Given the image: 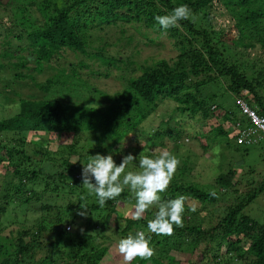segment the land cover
Returning a JSON list of instances; mask_svg holds the SVG:
<instances>
[{
  "label": "trees",
  "instance_id": "obj_1",
  "mask_svg": "<svg viewBox=\"0 0 264 264\" xmlns=\"http://www.w3.org/2000/svg\"><path fill=\"white\" fill-rule=\"evenodd\" d=\"M7 1L5 5L0 0L5 15L0 17V28L7 30L6 41L0 43V110H8L0 117V165L6 164L11 178L0 191V264H101L111 243L118 240L119 244L139 231L150 237L154 255L150 260L136 258L131 264H264V222L247 211L264 192V182L254 183L258 186L249 193L238 194L235 170L219 176L217 184L225 205L215 211L219 222L213 225L205 204L218 203L217 195L185 182V175L176 176L160 195L162 201L187 197L183 227L174 226L171 236H156L147 230L148 221L158 210L156 205L141 220L125 218L119 205H135V196L128 188L100 207L81 180L89 156L115 152L119 165L127 155L121 147L126 140L138 148L143 143L142 152L153 157L159 154L148 152L149 147L167 149L170 144L176 148L178 142L188 145L190 140L201 138L207 148L210 140L227 138L229 125L215 127L207 122L223 117L233 119L234 126L240 120L235 112H239L237 100L242 97L264 115V0ZM181 5L191 9L190 17L181 20L178 27L162 30L155 16L170 14ZM130 31L145 35L151 43L156 40L148 33L156 34L158 39L166 36L176 55L158 60L152 69L146 66L147 61L141 67L134 66V61H123L117 55L124 40L125 46L134 44V56L141 55L134 34L128 35ZM22 41L26 45L20 47ZM68 52L82 59L70 63L69 70L65 68ZM86 59L109 66L107 77L113 70L118 71L117 77L125 82L126 87L109 96L105 106L73 100L84 92L91 98L100 92L88 86L91 80L87 77L97 78L103 73L93 68L85 75L82 70L89 67ZM48 70L55 73L43 83L33 74L41 76ZM6 71H13V80L30 79L44 94L56 92L60 84L76 87L64 102L53 97L26 99L12 93L15 82L5 83L1 75ZM137 71L142 74L134 76ZM230 96L235 108L229 107ZM158 100L176 103L180 113L190 112L194 119L199 116L201 123L211 129L208 137H199L201 130L190 127V123L159 126L152 131L151 139L146 137L149 132L139 128L153 119ZM186 127L193 130L192 135L186 132V136ZM260 142L237 147V151L245 154L264 146ZM187 169L177 167L184 174ZM129 170L139 171L138 159ZM249 170L252 173L256 169L250 165ZM232 189L237 197L229 204ZM189 199L195 207L187 205ZM11 207L38 211L40 215L30 226L9 223ZM81 212H91L83 226L78 223ZM117 219H123L126 226H116ZM69 223L76 230L72 231L71 225L68 230ZM173 251L185 254L184 260L171 256Z\"/></svg>",
  "mask_w": 264,
  "mask_h": 264
},
{
  "label": "rangeland",
  "instance_id": "obj_2",
  "mask_svg": "<svg viewBox=\"0 0 264 264\" xmlns=\"http://www.w3.org/2000/svg\"><path fill=\"white\" fill-rule=\"evenodd\" d=\"M5 5L8 4L7 0H4ZM5 16L2 14V9L0 8V17ZM8 27V26H7ZM7 30L0 28V43H3L6 41L5 35H6ZM131 32L135 36V42H138V51H140L141 55L140 57L134 56L133 55V46L134 44H131L130 46H125L127 45V40L122 41V46L123 48H120V52L118 53V57H120L123 61L125 62H130L134 61L136 64L134 66L138 65V67H141L142 63L147 61V67L152 69L155 64L157 63L158 60L160 59H169L170 57H174L176 55V52L172 49V46L170 44V40L164 36L160 39H158L154 33H148L149 37L153 38L156 40V43H151L149 42L145 35L142 34H136L135 31H130L128 35L131 34ZM145 33V32H144ZM147 35V34H146ZM147 35V36H148ZM113 41V40H112ZM14 45H17V42L14 40L13 42ZM26 45L23 41L21 42L20 47L22 45ZM28 54V52H26ZM128 55L131 57L129 58ZM67 61H66V69L69 70V64L74 63L77 64L79 63L82 59L77 58L75 54L72 52H68L67 54ZM87 64L89 67L84 68L82 72L85 74L88 72L90 69H100V71L103 73V75H100L97 78H91L87 77V79H90L91 81H88V86L94 87L100 90V92L96 95H91L93 98H91L88 94L85 92L82 93L79 97V99H75L73 96V100L75 102H78L80 104H87V105H92L95 107H102L105 106L109 103V96H114L117 92L122 91L126 85L124 80L119 79L118 76V71L113 70V73H111L110 76H106L107 73H110L109 66H100V62H96L94 60H88L86 59ZM16 62L14 59L12 60ZM55 65V64H53ZM31 67H34V64H30ZM145 66V65H144ZM52 70H48L45 72L44 75L39 76L37 73H33L34 76H37V79L39 82L43 83L47 77H50L54 74ZM141 71H137L134 76H139L141 75ZM1 75L5 76L6 81L5 83H12L15 82V87L13 88L12 93H18L19 95L21 94L23 98L28 99L27 97H36V99L44 100V99H50V98H57V100H60L62 102L69 100L71 92L73 93L75 90V85L72 84H60V89L57 90L56 92H52L49 94H44L43 92H39L38 89L36 88L35 84L33 81L28 79L27 81H20V80H13L12 78L13 71H6L2 73ZM86 75V74H85ZM20 81V82H19ZM11 84V85H12ZM85 85V84H84ZM3 90L2 84L0 83V91ZM221 91L219 90V93ZM44 94V97H42ZM20 95V96H21ZM32 99V98H30ZM35 99V100H36ZM72 99V98H71ZM229 107L230 108H235L234 105L231 103L234 102L233 97H229ZM90 100V101H89ZM157 104L159 105V108L157 111L153 114L154 116H151L153 119H150L149 122H144L142 126L139 128L140 130L144 129L149 132V134L145 133V136L151 139L153 137L152 131L158 128L159 126H164L165 128L169 127H174L175 123H190L189 126L192 127L194 126L196 129L199 131L201 130L199 137L209 135V132H211V129L209 125L204 126L201 123V120H199V116H197L195 119L192 118L193 115L190 114V112H187L185 114L180 113L179 110H177V105L176 103L172 101L166 100L165 102H161V100L157 101ZM1 105V104H0ZM7 107V106H6ZM150 109L153 108L152 105L149 107ZM13 110H18L17 107H13ZM8 110L1 109L0 110V117L1 115H4L2 113L7 112ZM235 117L237 120L240 119V114L238 112H235ZM9 116V113L7 114ZM229 118H220L218 121L216 120H208L207 123L213 124L215 127H219V125L226 124V126H230L228 128L230 137L233 138L236 130H234V126L232 124V120H226ZM226 120V121H225ZM243 122L246 125H249V123L245 120ZM204 126V127H202ZM190 127L185 128V133L189 132L190 135H192V129ZM194 129V130H196ZM186 136H188V133H186ZM145 137V138H146ZM212 138V137H209ZM213 139V138H212ZM208 140V139H205ZM134 144H136L135 140H132ZM229 141L231 142V145H228ZM46 142V140H45ZM206 141L202 140L201 138L195 139V140H190V143L188 145H182L180 142H178V147L174 148L173 145H168L169 147L167 149H162L161 147L158 149H152L149 147L148 152L150 153H157L160 155L163 151L167 150L170 154L174 155L179 161L180 164L178 167H187L188 169L186 170V173H182L179 170H176L174 177L179 176V175H185L182 177V179L185 182H191L194 183L195 185H198L202 189L209 191V192H215L217 197H218V203L216 204H205V208L209 210L208 212L210 213L209 216H207L208 219H211V223L213 225L217 224L219 222V219L216 218L215 211L219 209V206L225 205L222 203L223 201V196H222V189L221 187L217 184L218 177L223 175V174H229L230 170H235L237 172L236 177H234V182H239V186L237 187L238 194H246L251 192V190L255 187H257L259 184L264 182V146L261 147H254L250 149L247 153L244 154V152H240V150L237 151V147L232 144V140H227V138L220 137L217 139L216 142L210 140L208 143L207 148L203 147V144H205ZM143 143H140L139 148L138 145H133L129 140H126L125 143L121 146L122 147V152L125 154H133L134 157H138L140 153L143 151ZM54 147V146H53ZM219 148V151H215L216 148ZM154 151V152H153ZM145 155L147 152H143ZM157 154V155H158ZM109 155L113 156V159L115 161L117 158V155L115 152L110 153ZM157 156H153L155 158ZM188 158L190 160H188ZM74 161L78 159L76 155L73 156L72 158ZM244 162L243 164H241ZM250 165H253L255 172L250 173L251 170H249ZM46 170L51 172L53 171L50 169V167H46ZM173 177V178H174ZM11 178V172L8 170V167L6 164L0 165V191L2 192L3 189H5V185L7 182H9ZM253 179H256L255 182H252ZM173 180V179H172ZM253 183V184H251ZM257 183L258 185L256 186ZM231 191V195L228 196L229 200L231 201L229 204H233L234 200L237 197V194L235 191ZM0 192V193H1ZM195 203L192 202V199H189L187 201V205L190 207H195ZM41 204L37 206L39 209ZM120 206V211L124 214L125 218H132V213L134 211V207L131 205H127L125 203H122L119 205ZM200 210L203 209L202 206L199 207ZM11 212L9 215V218L7 221L9 223H15V224H21L30 226L33 225L34 221H36L39 218V213L38 211H33V210H19L16 207H11ZM247 211L250 213L251 216H253L254 219H256L259 222H264V192L259 195V197L255 200V202L247 208ZM91 213V212H89ZM87 215H82L80 216L78 223L83 226L84 223H87L89 217L91 214ZM201 216V215H200ZM199 216V217H200ZM115 218V217H114ZM210 222V221H208ZM116 226L118 225L119 227H125L126 223L123 219H117L116 220ZM72 226V231L76 230V227L69 223L67 224V229L69 230ZM18 226V225H16ZM15 226V227H16ZM114 226V225H113ZM12 229V228H11ZM82 231L85 229L84 227L81 228ZM10 230H8L9 232ZM110 252L108 255L101 261V264H124L123 257L118 251V240H115L113 243L110 244ZM186 246V245H185ZM187 247V246H186ZM188 249V248H187ZM189 251V250H188ZM185 255V254H184ZM184 255L178 254L176 251H173L171 253V256L178 257L179 259L184 260Z\"/></svg>",
  "mask_w": 264,
  "mask_h": 264
},
{
  "label": "clouds",
  "instance_id": "obj_3",
  "mask_svg": "<svg viewBox=\"0 0 264 264\" xmlns=\"http://www.w3.org/2000/svg\"><path fill=\"white\" fill-rule=\"evenodd\" d=\"M190 15L191 9L187 5H181L173 9L170 14L157 15L154 19L166 32L170 28L178 27L179 22L187 20ZM241 114V118L245 120ZM243 120L235 123L234 130L238 122L244 123ZM242 126L245 127L246 124ZM227 133V138L232 140L236 147H246L237 145L235 136L232 138L229 131ZM215 151H219V148L217 147ZM137 159L139 171H126ZM179 164L180 161L167 150L155 158L143 152L138 158L128 154L122 158L119 165L112 155L97 154L89 156L88 163L83 165L82 186L89 190V194L95 195L100 207H104L110 200H116L125 188H128L135 196L132 219L141 220L145 213L156 205L158 210L154 213V218L148 221L147 230L156 236H171L174 226L183 227L187 197L181 195L175 199L162 201L160 193L167 191ZM210 195L215 196L216 193L211 192ZM192 211L195 209L193 208ZM80 215L84 213L81 212ZM118 251L123 257L124 264H131L136 258L150 260L154 255V249L150 246V237H146L143 231L136 232L135 235L129 234L127 238L121 239Z\"/></svg>",
  "mask_w": 264,
  "mask_h": 264
},
{
  "label": "built area",
  "instance_id": "obj_4",
  "mask_svg": "<svg viewBox=\"0 0 264 264\" xmlns=\"http://www.w3.org/2000/svg\"><path fill=\"white\" fill-rule=\"evenodd\" d=\"M237 104L245 120L249 123L248 127H243L244 123L238 122L235 126L237 145L253 146L255 144L264 142V115H259L251 108L245 99H238Z\"/></svg>",
  "mask_w": 264,
  "mask_h": 264
},
{
  "label": "crops",
  "instance_id": "obj_5",
  "mask_svg": "<svg viewBox=\"0 0 264 264\" xmlns=\"http://www.w3.org/2000/svg\"><path fill=\"white\" fill-rule=\"evenodd\" d=\"M239 113V112H238ZM239 114H241V113H239ZM242 115V114H241ZM240 120H243L242 118H241V116H240ZM240 122H242V121H240ZM249 125H246L245 127H248Z\"/></svg>",
  "mask_w": 264,
  "mask_h": 264
}]
</instances>
